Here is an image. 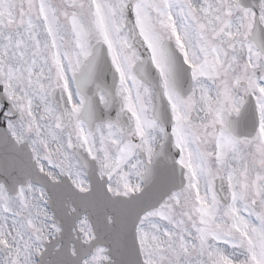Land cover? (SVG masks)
Returning <instances> with one entry per match:
<instances>
[{"label": "snow or ice", "instance_id": "1", "mask_svg": "<svg viewBox=\"0 0 264 264\" xmlns=\"http://www.w3.org/2000/svg\"><path fill=\"white\" fill-rule=\"evenodd\" d=\"M0 264H264V0H0Z\"/></svg>", "mask_w": 264, "mask_h": 264}]
</instances>
